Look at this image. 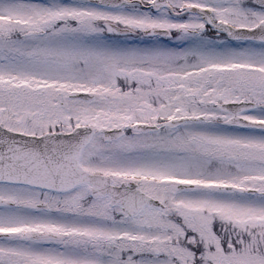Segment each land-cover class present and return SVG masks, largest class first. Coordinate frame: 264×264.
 I'll list each match as a JSON object with an SVG mask.
<instances>
[{
    "label": "snow or ice",
    "instance_id": "6c2138e0",
    "mask_svg": "<svg viewBox=\"0 0 264 264\" xmlns=\"http://www.w3.org/2000/svg\"><path fill=\"white\" fill-rule=\"evenodd\" d=\"M0 264H264V0H0Z\"/></svg>",
    "mask_w": 264,
    "mask_h": 264
}]
</instances>
